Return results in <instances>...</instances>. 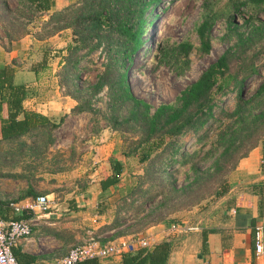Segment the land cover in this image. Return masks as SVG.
I'll use <instances>...</instances> for the list:
<instances>
[{
  "label": "rangeland",
  "instance_id": "1",
  "mask_svg": "<svg viewBox=\"0 0 264 264\" xmlns=\"http://www.w3.org/2000/svg\"><path fill=\"white\" fill-rule=\"evenodd\" d=\"M60 1V0H58ZM72 0L67 5L75 2ZM228 0H160L157 7L151 11L154 15L151 26L142 36L143 44L131 56L126 79L134 97L143 100L152 108L160 104H174L178 94L193 81L199 74L213 63L234 43V29L237 32L245 31L251 24H257L253 11L239 8L238 11L230 9ZM3 2V3H2ZM22 0H0V42H5L2 30L17 35V28L22 24L24 31L31 37L41 33L40 20L30 16L27 9L22 6ZM3 5V6H2ZM5 7V8H4ZM65 7V6H64ZM235 13V14H234ZM233 16L232 28L227 24L228 16ZM259 20H264V11L256 13ZM211 23L207 32L209 50L202 53L199 50V40L196 29L203 22ZM57 37L38 45L30 54V60L38 61L40 55L46 57L45 70L41 72L37 87L48 90L52 94L59 92L64 95V88L58 86L56 73L60 69L57 57L69 42V30H63ZM55 36V35H54ZM33 38V37H32ZM35 39V38H34ZM46 40V39H45ZM180 43L191 45L187 60L177 53L176 47ZM84 53V52H79ZM80 61V90L93 84L104 61V53L97 49ZM63 57V56H62ZM61 57V58H62ZM24 59L17 57L15 66H21ZM264 58H261L262 62ZM259 62V63H260ZM58 67V69H56ZM54 70V71H53ZM53 71V72H52ZM264 80V66L259 68V74L252 77L245 87L246 99L252 95L258 85ZM58 88V89H57ZM215 115L219 109L230 112L234 104V92L230 85L223 80H218L211 92ZM74 107V100L66 99ZM106 96L104 90L90 98V109L80 114H66L57 116L52 122L58 124L51 130H41L35 135L19 138L8 142H0V200L16 203L27 189L35 195H50V199L81 200L78 196L80 190L89 185L90 174L97 164L94 163V147L101 144L107 135H113L120 146L132 148L133 141L141 135L132 126L115 125L109 118L105 106ZM123 115L117 117L119 120ZM224 119V115H219ZM61 121V122H59ZM123 130L124 133H119ZM210 139L206 144L195 143V136L185 134L177 139L176 145L181 147L190 156L192 161H197L201 168L208 167L213 157L218 153L209 152L213 141V127L208 134ZM206 152L208 155H206ZM212 153V154H210ZM138 155L123 157L121 173L118 184L96 200L97 205L90 212L82 209L87 220L92 214L97 215L96 228L91 229L92 235L98 236L102 242L114 241L119 237H136L149 235L148 229L155 227L151 233L166 232L171 224L200 225L206 215V206L213 201L202 200L193 207H187L193 199L191 194L178 196L170 191L165 181V174L157 169L155 159L149 164L140 163ZM175 162L166 168L173 180V189L179 190L192 179L188 169L189 163L180 164L177 155ZM103 172V169L101 167ZM231 173V172H230ZM228 173L226 176L229 179ZM150 200L143 202L145 197ZM167 197L166 204H160ZM209 201V202H208ZM85 207V206H84ZM89 207V206H87ZM157 209L155 212H150ZM81 210V208H78ZM87 214V215H86ZM204 215V216H203ZM161 219L159 223L149 224ZM116 221L115 228L102 230L101 227ZM149 226V227H148ZM156 227H158L156 229ZM167 233V232H166ZM169 238L176 240L179 235L169 234Z\"/></svg>",
  "mask_w": 264,
  "mask_h": 264
},
{
  "label": "trees",
  "instance_id": "2",
  "mask_svg": "<svg viewBox=\"0 0 264 264\" xmlns=\"http://www.w3.org/2000/svg\"><path fill=\"white\" fill-rule=\"evenodd\" d=\"M160 0H77L65 7L54 10L53 0H22V6L35 19L46 16L41 22V33H34L33 39L43 41L63 30H69V42L65 54L60 59V69L56 73L58 86L64 88V95L74 100L71 114H80L90 109V98L104 90L105 106L110 120L118 126H132L140 132L141 137L133 141L132 148L123 147L121 155L125 157L138 155L140 163L150 165L155 159L157 169L165 174V181L170 191L178 196L189 195L193 199L187 207H193L202 200L214 201L228 191L227 174L232 172L238 161L249 151L264 141V80L254 93L247 99L245 87L252 77L259 74L264 66V20H259L256 13L264 11V0H228L233 11L239 8L253 11L257 24H251L242 32L234 29V43L213 63L204 69L197 79L185 87L176 97L174 104H160L155 108L143 100L133 96L126 79V70L131 59L143 44L142 36L151 26L154 15L151 11L158 6ZM3 3V2H2ZM3 6V5H2ZM5 8V7H4ZM235 14V13H234ZM228 25L233 24V16H228ZM17 35L2 30L5 42H1L4 50L10 49L28 33L22 24ZM211 23L208 20L197 27L199 50L207 53L209 41L207 32ZM100 49L104 53V61L95 83L80 90V61L89 53ZM177 53L187 60L191 45L180 43ZM84 52V53H79ZM44 59V55H43ZM37 65L44 68V60ZM260 62V63H259ZM14 62L0 66V141L8 142L19 138L35 135L37 132L48 131L58 126L45 116L26 111L22 107L25 89L13 82ZM36 74L34 69H31ZM230 85L234 92V104L230 112L219 109L215 115L211 92L218 80ZM122 117L118 120L117 117ZM219 115H224L221 119ZM61 122V121H59ZM213 127V141L209 152H218L210 165L201 168L197 161L181 147L176 145L177 139L185 134L195 136V143L206 144L208 134ZM124 133L119 130V133ZM121 147V146H120ZM122 148V147H121ZM212 154V153H210ZM177 155L180 164L189 163L188 169L192 179L179 190L173 189V180L166 168L171 166ZM206 155L208 153L206 152ZM111 174L100 181L101 190L113 186L121 172V165L110 160ZM36 196L27 189L19 198L33 200ZM152 197H145L143 202ZM164 197L160 204H166ZM208 201V202H209ZM153 209L150 212H155ZM258 216L264 217V195L257 204ZM19 218V217H18ZM16 218V220L18 219ZM2 220V219H1ZM161 219L149 224L152 226ZM116 221L102 226V230L115 228ZM148 226V227H149ZM171 250L169 241L156 242L148 248L136 249L133 253L122 254L119 264H167ZM77 264H98L96 259H86Z\"/></svg>",
  "mask_w": 264,
  "mask_h": 264
},
{
  "label": "crops",
  "instance_id": "3",
  "mask_svg": "<svg viewBox=\"0 0 264 264\" xmlns=\"http://www.w3.org/2000/svg\"><path fill=\"white\" fill-rule=\"evenodd\" d=\"M71 1L53 0V9H61ZM53 37L37 41L27 34L11 43L10 49L7 50L1 47L0 42V66L15 62L19 56L24 59L21 66H15L13 74V82L22 85L25 89L23 109L39 113L51 122L57 116L67 114L73 105L69 101L66 102L68 97L60 92L56 95V92L52 94L48 90L37 87L41 72L49 65L46 57L43 59L41 55L38 61L30 60L33 56L30 53H33L38 45ZM58 53L60 57H57V60L61 65L60 59L64 52ZM41 59L44 60L43 69L40 68L41 65H37ZM31 69H34L36 74ZM94 153L93 159L97 165L89 176L91 178L89 185L80 190L82 193L78 196L82 197L81 200L75 197L53 201L50 195L43 194L50 201L49 208L44 212L37 209L31 212L25 210L14 212L9 207V204L23 206L30 201L28 198L17 199L16 203L0 200V219L8 221L19 217L18 219L32 220L29 235L19 239L11 248L17 264L53 262L65 256L71 246L81 242L86 237V231L91 230L87 228L98 227V225L94 227V224H98L97 215L91 213L86 221V216L84 217V213H81L82 209L91 212L97 205V198L117 186L118 180L113 186L101 190L99 183L111 174L110 160L117 161L122 168L123 156L119 141L113 135H107L101 144L95 146ZM261 195H264V141L238 161L229 175L227 193L206 206V215H203L202 222L197 223L200 225L185 224L195 226V231L159 232L153 235L151 231L155 227H151L148 229V234L152 239V245L160 241L171 243L167 264H264V217L258 216L257 212L258 199ZM255 226L263 229L261 255L253 253ZM169 234H177L179 237L173 240L168 237ZM99 242L106 243L100 240ZM119 261L120 257L116 256L97 260L98 264H119Z\"/></svg>",
  "mask_w": 264,
  "mask_h": 264
},
{
  "label": "built area",
  "instance_id": "4",
  "mask_svg": "<svg viewBox=\"0 0 264 264\" xmlns=\"http://www.w3.org/2000/svg\"><path fill=\"white\" fill-rule=\"evenodd\" d=\"M50 201L46 195L36 196L23 206L9 204L14 212L22 210L31 212L37 209L44 212L49 208ZM30 218L4 221L0 219V264H17L11 252L12 246L30 233ZM196 227L185 224H171L167 228V233L195 231ZM150 235L136 237H120L114 241L100 244L98 237L92 235V231H86V237L78 244L71 246L65 256L53 262H37L32 264H77L86 259H96L101 261L110 257H120L122 254L133 253L136 249L148 248L152 245ZM253 253L261 255L263 253V229L260 226L253 228Z\"/></svg>",
  "mask_w": 264,
  "mask_h": 264
}]
</instances>
